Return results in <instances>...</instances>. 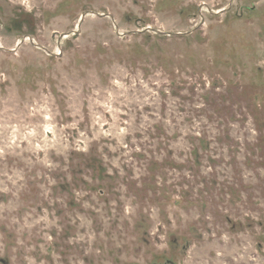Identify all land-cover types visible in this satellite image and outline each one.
<instances>
[{"label": "rangeland", "instance_id": "rangeland-1", "mask_svg": "<svg viewBox=\"0 0 264 264\" xmlns=\"http://www.w3.org/2000/svg\"><path fill=\"white\" fill-rule=\"evenodd\" d=\"M0 264H264V0H0Z\"/></svg>", "mask_w": 264, "mask_h": 264}]
</instances>
